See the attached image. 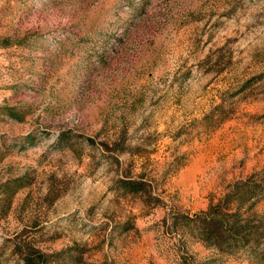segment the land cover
Masks as SVG:
<instances>
[{
  "label": "rangeland",
  "instance_id": "1",
  "mask_svg": "<svg viewBox=\"0 0 264 264\" xmlns=\"http://www.w3.org/2000/svg\"><path fill=\"white\" fill-rule=\"evenodd\" d=\"M243 182L264 225V0H0V264H264L186 224Z\"/></svg>",
  "mask_w": 264,
  "mask_h": 264
},
{
  "label": "trees",
  "instance_id": "2",
  "mask_svg": "<svg viewBox=\"0 0 264 264\" xmlns=\"http://www.w3.org/2000/svg\"><path fill=\"white\" fill-rule=\"evenodd\" d=\"M128 185L127 189L130 191L141 189L130 186L131 182H128ZM255 191V188L248 182L234 185L230 193L221 200L220 204L222 203L223 207L220 204L211 205L206 211L188 219L186 224L195 227L193 231L201 241L223 249L227 253H233L239 245L262 237L264 225L261 222L263 220L251 222L242 215L241 211L245 198H252L256 195Z\"/></svg>",
  "mask_w": 264,
  "mask_h": 264
}]
</instances>
